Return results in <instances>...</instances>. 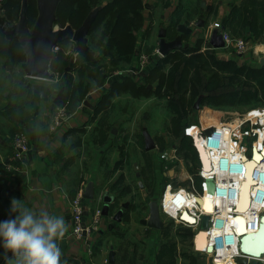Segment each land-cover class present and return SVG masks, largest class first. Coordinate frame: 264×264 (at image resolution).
Returning <instances> with one entry per match:
<instances>
[{"label":"trees","instance_id":"trees-1","mask_svg":"<svg viewBox=\"0 0 264 264\" xmlns=\"http://www.w3.org/2000/svg\"><path fill=\"white\" fill-rule=\"evenodd\" d=\"M27 1L28 22L32 25L37 14L36 0ZM160 1L155 0L152 5H148L143 0H61L58 5L54 24L61 29L67 25L77 29L92 10L99 9L87 36L93 54L76 51L70 40L61 41L58 44L57 57L50 63V69L61 77L63 98L59 108L64 109L66 113L75 112L91 88L104 85L114 74L120 76V79L110 83L107 92L97 102L94 112L102 114L99 128L94 129L99 131L97 143L106 145L108 153L112 151L113 146L108 137L110 126L106 120V112L113 107V101L124 94L137 99L164 100L168 110L174 114L171 115L169 132L175 137L181 136L187 116L195 114L193 103L198 98L201 99L200 105L210 107L264 105V66L250 64L248 61L239 63L235 59L221 60L209 49L208 44L206 50L201 51L202 38L191 42L188 34L181 35L183 44L180 48L164 57L153 54L154 48L146 45L144 54L148 57L147 63L154 58L155 65L148 73L139 72L138 80L123 74L133 64H138L139 68L138 40H148L152 32V26L144 27L143 10L148 8L152 14ZM21 3L22 0H1L2 15L11 23L17 22ZM177 3L168 17L169 22L163 25L167 40H173L179 35L177 26L188 27L191 21L203 17L200 0H178ZM167 5L168 2L163 4ZM205 10L209 13L212 7L207 6ZM221 24L232 38H242L248 43L260 42L264 38V0H240L238 4L232 5L229 13L222 18ZM24 59L18 42L6 40L0 33V60L4 61L3 66L12 70L14 65ZM68 69L70 71L66 73ZM21 74L23 77L22 71ZM2 75L5 73L0 69V77L5 79ZM11 83L10 81L9 84ZM30 85L25 83L14 90L12 88L6 96L9 101H13L5 105L6 109L21 108L14 102L23 95L32 100ZM8 86L6 84L2 90L6 91ZM22 131L25 132L19 129L12 134ZM180 143L183 148L192 149L186 139L181 138ZM117 149L121 151V147ZM195 151L197 154V150ZM125 155L127 161L128 154L125 152ZM196 157L198 160L197 155ZM12 164L20 165L15 157ZM117 169L115 166L114 171ZM160 184L163 185L159 182L158 186ZM164 186L166 182L162 190ZM155 189L152 182L148 188L149 197L155 196ZM174 251L175 247L163 245L155 259L158 264H175Z\"/></svg>","mask_w":264,"mask_h":264},{"label":"crops","instance_id":"crops-1","mask_svg":"<svg viewBox=\"0 0 264 264\" xmlns=\"http://www.w3.org/2000/svg\"><path fill=\"white\" fill-rule=\"evenodd\" d=\"M143 2L152 5L155 1L143 0ZM143 16L145 17L144 27L152 26L153 32L149 34L148 40L144 42L141 39L138 40V49L141 46L144 48L147 41L152 38L157 21L153 16L151 17L148 8L143 10ZM159 21H163V18L161 17ZM212 32L209 34L210 37ZM157 41V45H159V40ZM68 55H71L70 51ZM249 56L248 52L246 59H249ZM149 63L147 65L145 63L140 68H138V64H133L123 74L136 79L139 72L148 73L154 67L155 64ZM3 73L6 72L3 71ZM22 73L24 74L23 71ZM23 77H26L25 74ZM118 79L120 76L114 74L104 85L90 90L79 103L76 111L66 113L65 119L55 127L52 124L53 107L51 103L35 100L34 102L33 98L30 100L23 95L14 102L15 105L18 103L17 107L21 108L6 109L5 105L8 102L12 103L13 99L9 101L4 95L5 91L2 90L4 89L2 87L6 83H0V188L7 187L8 189L5 200L0 199V221L11 218L9 210L13 197L22 199L25 206L29 208L39 210L40 207H45L51 214L62 215L69 226L67 234L60 242L63 252L62 261H66L67 264H138L140 260L138 249H136L142 243L140 238H138V242H128L132 248H128L126 260L119 256L114 239H110H122L123 234L118 235L119 231L116 228L119 224L128 225L131 213H136L135 216H137L139 212L146 209L149 216V202L143 195L141 202L136 204L135 195L131 194L130 185L120 186L123 181H113L107 172L101 174L100 167L107 168L110 152L106 153V145L97 143L99 131H94L95 128H99L98 123L102 118V114H94L97 102L107 92L110 83ZM3 84L5 85L3 86ZM88 97H92V100H89ZM106 120L108 122V115ZM108 125L110 126L109 122ZM19 129L25 131L28 140L27 153L22 162L26 169L24 172L15 171L13 167H17V165L12 164L15 157L12 148V133ZM113 132L112 129H109V138L110 136L115 137ZM117 137L115 138L118 140ZM117 153L119 155V152ZM99 155L102 160L97 165L94 164L93 168L90 166L91 163L88 165L81 160L85 156L98 157ZM101 163L102 166H99ZM4 168L9 171L10 176L4 171ZM110 172L112 171L110 170ZM185 174H188L187 170ZM89 183L93 184L94 197L89 200L83 198L86 208L85 221L91 223L97 211L100 212V219L95 232L90 236L77 238L72 234L70 204L78 194L82 193L83 196ZM138 186L147 196L148 189L140 183H137ZM125 198L130 203L122 201ZM142 221L141 225L147 228V236L151 235L148 244L153 247L158 239L157 234L166 233L165 222L163 221L162 230H154L144 225ZM195 234L193 233L194 236ZM152 236L157 238L153 239ZM192 244L194 245V237ZM3 251L0 248V264H5ZM174 252H176V248ZM8 255L10 256L11 253ZM143 264L152 263L143 262Z\"/></svg>","mask_w":264,"mask_h":264},{"label":"rangeland","instance_id":"rangeland-1","mask_svg":"<svg viewBox=\"0 0 264 264\" xmlns=\"http://www.w3.org/2000/svg\"><path fill=\"white\" fill-rule=\"evenodd\" d=\"M200 1L203 9V17L198 20L196 19V21H191L189 24L188 27L192 29V34L189 35V41L195 42L198 38H202L203 47L201 51H205L208 44L210 46L209 49L214 51L216 57L221 60L226 61L229 59H235L238 60L239 63L241 61H248L250 64L259 65V60L263 58L262 53H264V38H262L260 42L249 43V59H246V56L244 59L238 58L235 55L234 50L231 48L215 49L211 47L208 42L210 39L209 34L212 31L218 30V32L221 33V31L225 29L221 24L222 18L229 13L232 5L238 4L240 0ZM165 2H168L167 6H163ZM177 2L178 0H161L151 14V17L153 16L157 21L155 22L154 35L152 33V38L147 41L146 45H148V47L152 46L154 48L153 52H156L155 50L158 49V33L162 29L165 30L163 25H166L169 22L168 17L175 8V5L178 4ZM207 6L212 7L211 12L209 13L205 10ZM161 17L163 18V21H159ZM197 21H201L200 26H197ZM54 28L58 29L59 27L55 26ZM146 49L147 47H145V49L143 46L139 47L140 53L138 51V57L141 58L145 55ZM156 57L157 55L155 58ZM25 61L26 59H24L23 62L14 65L12 70H7L6 67L3 66L4 61L0 60V69L6 71L5 75L2 76L8 78H5V80L0 77V83L3 81L6 84H9L10 81L13 83V85L12 83L9 84L4 95L6 96L12 88L14 90L15 87H21V85H24L25 83H40L50 87L52 100L57 95L58 91L62 89L61 77L59 78V75L57 76L56 72L50 69V72L54 75V79L51 81L34 80L28 77L23 78L21 77V71H23L21 66L25 63ZM149 62V64H154L155 59L153 58ZM147 64L148 63L145 65ZM69 71L70 70L68 69L66 73ZM135 78L138 80L139 76H136ZM4 85L5 84H3V86ZM88 99L92 100V97H88ZM51 100L48 103H51ZM114 102L115 104H113V107L108 109L106 113L108 115L110 129L114 131L113 133L115 137L118 136L117 138L119 139L115 140L114 136H110L109 141L112 142L113 148H111L112 151H110V154L108 153L107 168L100 167V170L101 174H104V172L109 173L113 181H123L120 186L130 185L131 194L135 195L134 201L136 204L141 202L143 195L147 202H150L153 199L160 202L164 193L165 186L163 190L162 187L165 182L166 185L169 184L172 188L184 187L186 189H193L196 193H202V179L198 175V160L195 150L198 147V143L204 131L211 127L229 124L242 120L247 116H253L251 121L246 123L241 129L242 140L244 144L249 147L254 145L256 146L259 143L262 144L264 142V128L260 126V120L257 116L258 113H262L264 111V105L254 107H210L200 105L201 99L198 98L193 103L195 114L193 116L190 114L187 116V120L181 130V136L175 137L169 132L171 115L174 114L168 110L167 104L164 100L157 101L155 99H137L133 98L129 94H124L118 97ZM58 112L59 111L56 110V108H53V115ZM63 114L65 115H61V117L65 119V116H67L66 112ZM188 118L190 119L188 120ZM146 138H150L152 141L153 148L150 151L146 150ZM181 138L186 139L190 143L192 149H189V147L183 148L182 143H180ZM119 147H121V151L117 149ZM117 152H119V155ZM125 152L128 154L127 161ZM172 156L175 158L171 159ZM100 157V155L98 157L85 156L84 159L81 160L85 161L88 165L91 163L90 166L93 168L94 164L97 165L99 161L101 162L102 158L100 160ZM115 163L119 164L115 165ZM99 166H102V163ZM115 166L116 168H119L118 171L113 170L115 169ZM4 170L7 174L9 173V171L5 168ZM110 170L112 172H110ZM186 170L191 176V180L183 182L179 178H184L181 177V172H185ZM169 171L172 172L170 173ZM152 182L156 188L154 190V197H149V195L146 196V194L142 192L143 190H141L139 186L137 187V183H140V185L145 186L148 189ZM159 182H162L163 185L160 184L158 186ZM7 190V187L0 188V199L5 200ZM122 201H127V198ZM135 214L136 213H131L128 225L119 224V226H117L116 229L119 231L118 235L123 234L122 239H110H114L115 248L118 247V254L122 259L126 260L128 248H132L131 245H128V242H138V238H140L142 243L139 244L140 247H136V249H138L137 252L140 255L138 264H143V262L158 264V261L155 258L159 255L163 245L166 247L173 245L176 248L175 264H212L207 254H200V252L194 250L192 244V239L194 237L192 229L183 225H178L173 220L162 214L161 219L165 222L166 233L157 234L158 239L156 243H154V245H156L150 247L148 242L151 239V235L147 236V228L141 225V220L148 217V211L145 209L142 212H139L137 216H135ZM157 237L152 236L153 239H156ZM143 240H145V242H143ZM162 258L166 259L165 257Z\"/></svg>","mask_w":264,"mask_h":264},{"label":"built area","instance_id":"built-area-1","mask_svg":"<svg viewBox=\"0 0 264 264\" xmlns=\"http://www.w3.org/2000/svg\"><path fill=\"white\" fill-rule=\"evenodd\" d=\"M1 1V0H0ZM223 48L234 50L238 58L244 59L249 52V43L242 38H232L230 33L224 29L221 31ZM58 50V47L55 48ZM154 54H158V49ZM76 54V53H75ZM263 58H264V53ZM147 55L140 58V66L147 63ZM59 112L53 115L52 124L58 126L63 121L61 115L64 109L56 108ZM63 112V113H62ZM260 126L264 128V111L258 113ZM253 116H247L229 124L211 127L208 133H203L198 145L202 149L209 167L205 168L198 148V175L202 179V193H196L193 189L184 187L172 188L167 184L159 202L160 214L170 218L178 225H183L197 233L202 217L208 216V238L207 243L211 252L204 251L212 264H239L240 260H246L248 264L257 261L264 264V253L261 257L255 258L245 255L239 247V235L232 226V218L237 213L235 206L238 204L241 184L246 180V156L250 160L253 151H261L264 142L249 147L242 140L241 129L251 121ZM28 140L24 132H19L13 136L12 148L15 152V159L21 164L13 167L15 171H26L22 164L27 153ZM175 157L172 156L171 159ZM9 170H12L9 168ZM185 173V172H184ZM181 181L191 180V176L186 174ZM208 180L212 181L213 192H207ZM211 203V211H207L202 202ZM71 221L72 234L74 237L81 238L90 236L96 231L99 223L100 212L97 211L92 222L85 221V205L82 193L78 194L71 202ZM247 213L246 215H244ZM243 214L245 218L247 233H255L260 225V219L264 215V155L253 168L252 184L250 185V206ZM192 218L189 222L184 216ZM202 253V252H200Z\"/></svg>","mask_w":264,"mask_h":264},{"label":"water","instance_id":"water-1","mask_svg":"<svg viewBox=\"0 0 264 264\" xmlns=\"http://www.w3.org/2000/svg\"><path fill=\"white\" fill-rule=\"evenodd\" d=\"M23 1V0H22ZM61 0H36L37 17L32 25L28 22V5L27 1L21 3L19 18L16 23L8 21L0 11V33L6 40H15L20 45L23 55L25 56V63L22 64V70L26 77L34 80H53L54 75L50 72V63L56 59L58 44L64 40H70L76 51H83L93 54V50L88 45V32L92 23L95 20L98 8L92 10L83 21L82 25L77 29H73L67 25L64 28L55 29L56 11ZM197 26L201 25V21L196 22ZM176 30L180 35L171 41L166 40L165 30L162 29L158 33L159 45L158 53L164 57L169 52L180 48L183 44L181 35L192 33V29L184 25L177 26ZM211 47L218 49L223 48L224 43L222 35L218 31H213L208 41ZM261 66H264V58L259 60ZM30 90L32 98L38 102H49L51 100V89L48 85L40 83H31ZM63 98V89H60L57 95L51 100L53 108L60 107ZM206 130L205 133H208ZM146 150H152L153 145L150 138L145 139ZM264 155V146L261 151L254 150L250 160L244 156L246 161V180L241 184L239 192L238 204L235 206L237 213L232 218V226L239 235V247L242 253L248 256L259 258L264 253V215L260 219V225L255 233H247L245 218L241 215L245 213L250 206V185L252 184V172L256 164ZM213 184L208 180L207 192H213ZM84 199H93V184L89 183L83 196ZM119 216V215H118ZM208 216L202 217L199 225V230L194 236V250H197L195 241L198 235L205 234L208 238ZM142 223L154 230H162L164 222L161 219L159 211V201L151 200L149 202V216L143 220ZM208 253L211 248L208 246ZM203 254V253H202ZM239 264H248L246 260H240ZM250 264H259L257 261H252Z\"/></svg>","mask_w":264,"mask_h":264},{"label":"clouds","instance_id":"clouds-1","mask_svg":"<svg viewBox=\"0 0 264 264\" xmlns=\"http://www.w3.org/2000/svg\"><path fill=\"white\" fill-rule=\"evenodd\" d=\"M9 212L11 218L0 221L5 264H67L62 261L60 242L69 226L62 215L51 214L45 207L29 208L14 197Z\"/></svg>","mask_w":264,"mask_h":264},{"label":"bare ground","instance_id":"bare-ground-1","mask_svg":"<svg viewBox=\"0 0 264 264\" xmlns=\"http://www.w3.org/2000/svg\"><path fill=\"white\" fill-rule=\"evenodd\" d=\"M198 150H199V153H200V156H201V161L204 165L205 168H208L209 167V162L207 161L202 149L199 147L198 145ZM186 174L184 172H181V177H185ZM207 199V198H206ZM209 203L208 199H207V202H202V205H205V208L206 210L208 211V208H207V204ZM211 205V203H210ZM247 213H245L244 215H246ZM185 219H187L189 222H193L194 220L190 217H187L186 215L184 216ZM195 246L197 248V250H199L200 252H204L205 250H207L208 248V243H207V239H206V236L205 234H200L197 236L196 238V241H195ZM207 252V251H206Z\"/></svg>","mask_w":264,"mask_h":264},{"label":"snow or ice","instance_id":"snow-or-ice-1","mask_svg":"<svg viewBox=\"0 0 264 264\" xmlns=\"http://www.w3.org/2000/svg\"><path fill=\"white\" fill-rule=\"evenodd\" d=\"M207 208L209 211H211V205H210V202L207 204Z\"/></svg>","mask_w":264,"mask_h":264}]
</instances>
